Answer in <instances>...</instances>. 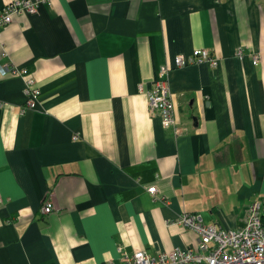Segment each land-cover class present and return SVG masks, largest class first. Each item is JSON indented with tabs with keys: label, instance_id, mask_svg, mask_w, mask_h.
<instances>
[{
	"label": "crops",
	"instance_id": "1",
	"mask_svg": "<svg viewBox=\"0 0 264 264\" xmlns=\"http://www.w3.org/2000/svg\"><path fill=\"white\" fill-rule=\"evenodd\" d=\"M198 48L218 64L173 65L165 128L148 90ZM0 62L40 90L24 109L25 77L0 73V264H123L197 246L185 212H264V0H47L0 28Z\"/></svg>",
	"mask_w": 264,
	"mask_h": 264
},
{
	"label": "built area",
	"instance_id": "2",
	"mask_svg": "<svg viewBox=\"0 0 264 264\" xmlns=\"http://www.w3.org/2000/svg\"><path fill=\"white\" fill-rule=\"evenodd\" d=\"M47 0H10L0 10V28L6 27L13 21L16 14H34L38 6ZM236 54L244 58V49L240 46ZM260 55L255 52L253 60L259 61ZM207 62L212 67L217 66L218 57L207 48H198L192 54L185 56L178 54L172 64H164L160 70V77L153 82L147 96L152 113L161 117L165 128L176 127L175 103L172 98L167 74L174 67H185L192 64ZM174 65V66H173ZM2 75L13 74L24 76L26 80V94L28 96L25 108H34L40 90L35 87L36 79L27 68L14 65L8 66L0 62ZM156 185L150 186L148 191L156 192ZM53 209L51 200H46L44 213ZM177 223L193 230L198 236V245L190 247H175L171 251L152 254L146 250H138L132 254L119 248L123 264H264V212L262 202L253 201L243 226L223 228L217 224L205 223L198 213L185 212L181 214ZM106 264H116L111 260Z\"/></svg>",
	"mask_w": 264,
	"mask_h": 264
},
{
	"label": "rangeland",
	"instance_id": "3",
	"mask_svg": "<svg viewBox=\"0 0 264 264\" xmlns=\"http://www.w3.org/2000/svg\"><path fill=\"white\" fill-rule=\"evenodd\" d=\"M39 95V94H38ZM37 95V96H38ZM149 105H150V103H149ZM175 107H176V105H175ZM150 110H151V108H150ZM175 117H176V108H175ZM176 125H178V122H177V118H176ZM170 128V127H169Z\"/></svg>",
	"mask_w": 264,
	"mask_h": 264
}]
</instances>
